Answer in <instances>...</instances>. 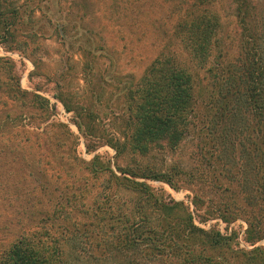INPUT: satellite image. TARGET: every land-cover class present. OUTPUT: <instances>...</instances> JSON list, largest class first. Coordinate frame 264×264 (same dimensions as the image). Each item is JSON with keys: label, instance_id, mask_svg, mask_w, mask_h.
Returning a JSON list of instances; mask_svg holds the SVG:
<instances>
[{"label": "trees", "instance_id": "trees-1", "mask_svg": "<svg viewBox=\"0 0 264 264\" xmlns=\"http://www.w3.org/2000/svg\"><path fill=\"white\" fill-rule=\"evenodd\" d=\"M16 1L0 0V42L18 49L19 38L30 80L51 88H23L0 57V264H264L263 245L240 248L234 230L194 221L242 219L245 242L264 239V27L252 24L246 0H232L241 33L229 42L217 0H80V27L92 37L75 48L92 92L85 103L72 86L69 41L64 70L39 72L33 54L37 38L71 37L75 25L58 17L62 7L77 16L73 0ZM106 14L112 32L136 28L157 49L137 79L121 76L109 127L92 110L105 96L94 59L107 50L104 24H85ZM35 90L73 113L87 152L107 144L113 162L80 157L78 137ZM148 181L189 190L192 208Z\"/></svg>", "mask_w": 264, "mask_h": 264}, {"label": "rangeland", "instance_id": "rangeland-1", "mask_svg": "<svg viewBox=\"0 0 264 264\" xmlns=\"http://www.w3.org/2000/svg\"><path fill=\"white\" fill-rule=\"evenodd\" d=\"M29 1L36 2L39 0H17L15 4L20 5ZM72 2H74L73 10H76L75 12H77V16H75V18L65 14V7H62L60 10L61 15L60 13L57 14L60 15L58 17L60 22H68L71 20V23L75 25L74 30L71 32V37L65 41H62L59 39V36L54 33L48 37L37 38L33 54L35 58L40 59L37 67L39 72L46 70L51 72L59 71L61 69L64 70V67L67 65V53L69 50H71L67 43L69 41L71 48L74 50V53L70 55L69 60V63L72 64L75 71L72 80V86L79 95V100H81V103H85L89 100L92 92L90 91V88L85 86V81L83 79L82 66L84 58L78 51L75 50V48L79 44L86 46L87 43H85V40L87 38L91 39L92 37H89V34H87L86 31L80 27V23L84 24V22H81L78 19V15L82 12L80 0H73ZM108 3L109 0H95L93 5L98 8H103L106 7ZM246 3L251 9L250 12L252 16V24L254 26L256 25L257 29H261L264 27V0H246ZM66 5H68V1H66ZM217 8L221 14V21L223 24L221 30L222 37L226 42H229L231 38L237 40L238 35L241 33V28L238 24L239 19L235 17L233 11L232 0H217ZM39 16H41V11L36 10L34 19L31 22V25L34 28H38L41 25V22L38 19ZM99 22L104 24L105 34L103 35L102 41L104 42L105 39L107 50H103V52L100 51V53L96 54L94 59L97 61V66L101 76L99 85L100 88H104L105 96L94 104L92 110L95 114H98L103 119V125L105 124V127H109L111 126L109 123L114 121V114L110 113V111H116V108L119 109L121 107L115 100L118 97V93L120 92L119 88L125 83V79L121 76L127 72H131L134 74L135 79H137L143 72L145 66L157 54V49L156 47L149 45L147 42L144 43L140 41L136 28L132 30L131 34L120 32L119 30L116 33L112 32V18H110L108 14L104 15L100 19L94 18L92 22L87 20L85 21V24L91 27L89 24L91 23L93 27L96 28ZM244 33L246 32L244 31ZM15 41L19 42L17 44L18 47H16L18 49H12L13 46H16L14 45V42H0V57L7 58L8 60L10 59V62L12 61L11 63L14 64L13 69H15L20 75L21 86L27 90H33V84L37 82L40 84V86H42V88L50 89L51 84L43 81L42 79L35 77L33 82L30 80L29 73L34 70V65L26 56L27 47L23 45L21 41H19V38ZM87 47L89 46L87 45ZM3 65L7 66V63H4ZM96 90L99 92V87L93 90V98H95L94 96ZM35 92L40 93L50 99L51 103L55 105V114L53 117L66 123L69 129L78 137L77 151L80 157L85 160H90L94 154H99L109 158L111 163L113 162V156L115 152L109 145L102 144L97 146L92 152H87L84 136L81 134L74 122L73 113L66 112L62 104L53 98L49 92L43 90H35ZM157 158L159 159L161 156L158 154ZM148 182L155 187L162 186L173 199L177 201H183L186 204H189L192 208L189 199V190L185 188L174 189L165 182L160 181ZM194 221L197 225L205 229L210 227L215 228L223 235H229L230 232L234 230L236 232V237L233 239L232 243L236 242L237 246L240 248L251 249L257 245L264 246V239L260 240L254 245H250L244 241L243 237L244 231L246 229V223L242 219H237L228 224L223 222L220 218H211L205 222H199L198 217H196Z\"/></svg>", "mask_w": 264, "mask_h": 264}]
</instances>
